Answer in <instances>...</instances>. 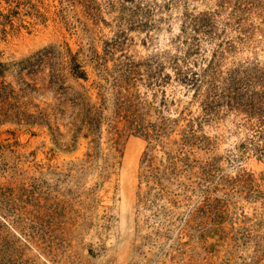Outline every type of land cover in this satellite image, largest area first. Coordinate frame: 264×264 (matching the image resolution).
Wrapping results in <instances>:
<instances>
[{
  "label": "rangeland",
  "instance_id": "rangeland-1",
  "mask_svg": "<svg viewBox=\"0 0 264 264\" xmlns=\"http://www.w3.org/2000/svg\"><path fill=\"white\" fill-rule=\"evenodd\" d=\"M0 264H264V0H0Z\"/></svg>",
  "mask_w": 264,
  "mask_h": 264
}]
</instances>
